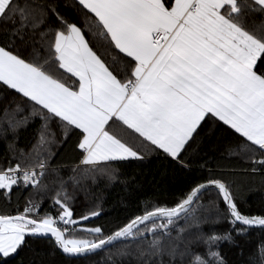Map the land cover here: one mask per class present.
Wrapping results in <instances>:
<instances>
[{
  "label": "snow or ice",
  "instance_id": "1",
  "mask_svg": "<svg viewBox=\"0 0 264 264\" xmlns=\"http://www.w3.org/2000/svg\"><path fill=\"white\" fill-rule=\"evenodd\" d=\"M24 108L39 118V139L30 151L9 143L0 161V198L29 193L23 211L0 213V264L26 238L67 257L116 249L136 264H225L221 243L264 231V213L244 211L232 183L210 169L173 206H145L110 231L85 223L98 206L76 215L83 181L113 180L118 162L145 154L187 167L208 126L264 172V0H0V122L15 130ZM73 138L78 163L64 179L54 158ZM205 193L214 196L202 203ZM45 199L52 211L41 214ZM222 222L223 234L201 230ZM249 264H264V243Z\"/></svg>",
  "mask_w": 264,
  "mask_h": 264
},
{
  "label": "trees",
  "instance_id": "2",
  "mask_svg": "<svg viewBox=\"0 0 264 264\" xmlns=\"http://www.w3.org/2000/svg\"><path fill=\"white\" fill-rule=\"evenodd\" d=\"M68 2L70 4L71 0ZM64 11L69 19L75 18L71 7ZM10 108H15V104ZM26 117L28 122L25 124L23 121ZM15 120L21 122L15 130L7 122H0V161L5 159L9 143H14L18 149L30 151L39 139V118L30 117L28 109L16 113ZM232 140L233 137L222 127L208 126L189 150L185 160L187 167L176 165L170 158L156 154H145L143 160L118 162L115 179L98 177L95 183L91 179L83 181L88 189L87 199H84L83 192L78 193V200L82 202L76 204V215L98 206L100 216L85 223L110 231L135 215L142 214L145 206H173L194 182L202 181L207 176L209 169L232 183L244 211L264 213V172L253 173L248 163L231 155L229 148ZM77 152L73 138L61 146L54 158L55 163L61 166L60 176L64 179L72 175L70 168L78 163ZM69 191H72L71 187ZM28 195V191L14 192L10 202L0 198V213L16 214L17 209L23 211ZM210 196H214V193H205L201 202L207 203ZM49 203L48 199L44 200L41 214L45 209L52 211L48 208ZM179 226L183 227L184 222L181 221ZM228 229L227 222L201 226L205 234L210 230L223 234ZM76 234L84 235L80 232ZM233 237L234 242H223L219 246L225 264H249V257L256 253L258 245L264 243V231L259 229L252 230L246 236L233 233ZM26 239L28 243L18 250V254L8 258V264H129V261L136 264L131 257L115 255L116 249L101 251L89 258H68L46 239ZM199 250L203 251V248Z\"/></svg>",
  "mask_w": 264,
  "mask_h": 264
},
{
  "label": "water",
  "instance_id": "3",
  "mask_svg": "<svg viewBox=\"0 0 264 264\" xmlns=\"http://www.w3.org/2000/svg\"><path fill=\"white\" fill-rule=\"evenodd\" d=\"M58 250H59V249H58ZM59 252H60L62 255H64L65 257H67L65 254L62 253L61 250H59ZM68 258H81V257H68Z\"/></svg>",
  "mask_w": 264,
  "mask_h": 264
}]
</instances>
